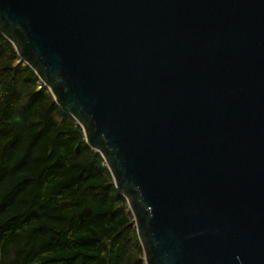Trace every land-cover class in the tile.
Here are the masks:
<instances>
[{
    "label": "water",
    "instance_id": "1",
    "mask_svg": "<svg viewBox=\"0 0 264 264\" xmlns=\"http://www.w3.org/2000/svg\"><path fill=\"white\" fill-rule=\"evenodd\" d=\"M82 127L146 264H264V0H0Z\"/></svg>",
    "mask_w": 264,
    "mask_h": 264
},
{
    "label": "trees",
    "instance_id": "2",
    "mask_svg": "<svg viewBox=\"0 0 264 264\" xmlns=\"http://www.w3.org/2000/svg\"><path fill=\"white\" fill-rule=\"evenodd\" d=\"M102 155L0 32V264H145Z\"/></svg>",
    "mask_w": 264,
    "mask_h": 264
},
{
    "label": "rangeland",
    "instance_id": "3",
    "mask_svg": "<svg viewBox=\"0 0 264 264\" xmlns=\"http://www.w3.org/2000/svg\"><path fill=\"white\" fill-rule=\"evenodd\" d=\"M41 81H43V80H41ZM44 82V81H43ZM46 86V85H45ZM47 88H48V86H46ZM49 89V88H48ZM50 90V89H49ZM107 164H106V162H105V166H106ZM132 212V211H131ZM133 214V213H132ZM133 219H134V217H133ZM144 253V252H143ZM146 264V263H145Z\"/></svg>",
    "mask_w": 264,
    "mask_h": 264
}]
</instances>
